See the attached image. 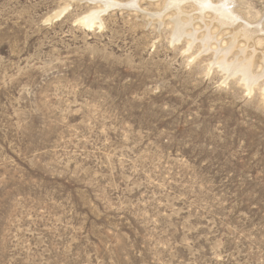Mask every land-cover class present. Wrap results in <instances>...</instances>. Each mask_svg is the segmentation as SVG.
<instances>
[{
	"label": "rangeland",
	"instance_id": "rangeland-1",
	"mask_svg": "<svg viewBox=\"0 0 264 264\" xmlns=\"http://www.w3.org/2000/svg\"><path fill=\"white\" fill-rule=\"evenodd\" d=\"M104 1L0 0V264H264V77L174 42L165 0L80 23Z\"/></svg>",
	"mask_w": 264,
	"mask_h": 264
},
{
	"label": "bare ground",
	"instance_id": "bare-ground-1",
	"mask_svg": "<svg viewBox=\"0 0 264 264\" xmlns=\"http://www.w3.org/2000/svg\"><path fill=\"white\" fill-rule=\"evenodd\" d=\"M106 1L107 0L104 2ZM235 3L236 0H217L216 2L209 0L208 5L205 6L203 5L202 0H165L163 5L166 7L164 10H167L170 14V24L172 25L171 39H173L174 42H179L182 38H188V49L192 47V44L195 43L194 41L199 39L200 48H202L204 52L207 50L213 51V61L210 65L212 67L217 66L222 72H224L225 79H235V77H238L239 81L246 87V90L250 92L259 79L264 77V68H261L262 71L260 74H254L252 72L253 66L259 63L257 60V63L255 62V50L256 47L263 45L264 39L262 37H264V33H261L262 27L259 22L248 24L242 21L241 26L235 27L238 21L242 18L237 13V6ZM129 4L131 6L137 5L135 0ZM116 5L117 3L108 1L103 3L98 6L96 10L81 18L80 23L86 28L91 29L98 21H100L101 13L105 12L110 7H116ZM186 8H190L191 11L187 12ZM159 15L158 18L161 19L160 17L162 15H160V17ZM197 23L202 24L204 28L203 33H201L199 37H197V34L201 27H199ZM214 24L223 31L229 30V33H227L229 37L227 41H223V39L217 37V30L213 31ZM256 35L260 36L256 38ZM229 55H233L235 58L233 57L229 60ZM260 57L261 64L264 65V53H262Z\"/></svg>",
	"mask_w": 264,
	"mask_h": 264
},
{
	"label": "snow or ice",
	"instance_id": "snow-or-ice-1",
	"mask_svg": "<svg viewBox=\"0 0 264 264\" xmlns=\"http://www.w3.org/2000/svg\"><path fill=\"white\" fill-rule=\"evenodd\" d=\"M208 2H209V0H202L203 5H205V6L208 5Z\"/></svg>",
	"mask_w": 264,
	"mask_h": 264
}]
</instances>
